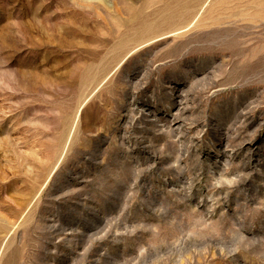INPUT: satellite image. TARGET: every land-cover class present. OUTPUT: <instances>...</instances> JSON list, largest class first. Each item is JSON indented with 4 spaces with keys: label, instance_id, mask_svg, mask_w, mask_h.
Listing matches in <instances>:
<instances>
[{
    "label": "rangeland",
    "instance_id": "rangeland-1",
    "mask_svg": "<svg viewBox=\"0 0 264 264\" xmlns=\"http://www.w3.org/2000/svg\"><path fill=\"white\" fill-rule=\"evenodd\" d=\"M0 264H264V0H0Z\"/></svg>",
    "mask_w": 264,
    "mask_h": 264
},
{
    "label": "bare ground",
    "instance_id": "bare-ground-1",
    "mask_svg": "<svg viewBox=\"0 0 264 264\" xmlns=\"http://www.w3.org/2000/svg\"><path fill=\"white\" fill-rule=\"evenodd\" d=\"M133 16V15H132Z\"/></svg>",
    "mask_w": 264,
    "mask_h": 264
}]
</instances>
